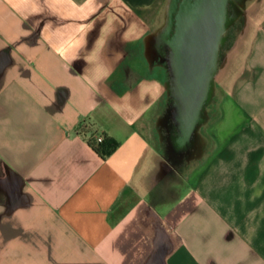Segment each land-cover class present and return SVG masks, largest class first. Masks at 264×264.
<instances>
[{
    "label": "crops",
    "instance_id": "1",
    "mask_svg": "<svg viewBox=\"0 0 264 264\" xmlns=\"http://www.w3.org/2000/svg\"><path fill=\"white\" fill-rule=\"evenodd\" d=\"M167 1L0 0V264H264V0L195 170L139 124Z\"/></svg>",
    "mask_w": 264,
    "mask_h": 264
},
{
    "label": "rangeland",
    "instance_id": "2",
    "mask_svg": "<svg viewBox=\"0 0 264 264\" xmlns=\"http://www.w3.org/2000/svg\"><path fill=\"white\" fill-rule=\"evenodd\" d=\"M262 1L263 0H244L241 4L240 0H230L227 27L230 25L231 29H228L229 31L225 34L229 35L230 40L227 44H222L221 46L209 95L202 105L199 121L194 128L192 138L186 145H181L178 140V128H176L177 125L173 117L174 111L172 105L174 98L171 96L172 89L171 81L169 79L170 74L166 68L164 56L160 55L158 52L156 53V51L159 50L157 42L158 33L155 31L151 33L150 47L148 50L150 66L152 67L154 66V63L158 64L159 62L162 64L165 78V92L162 101H160L157 106L150 109V111L143 116L139 124L152 141V145H154V147L151 148V150L155 152L154 161L156 160V157L162 153L171 162L182 164V170L184 164L189 168L192 165V170L203 167L206 154V143L215 141L213 137L217 135L221 118L223 117L221 110L224 105L223 103L226 102V91L223 79L229 66L226 62L227 57L229 61L232 55L237 54V45L241 44L243 36L248 31L249 25L252 22V13L255 8H258L261 5ZM174 2L177 3V0H174ZM169 7L170 0L167 1L164 8L163 20L165 24L167 21V15L169 16L167 11L169 10ZM232 28L234 32L232 31ZM179 146L181 149L178 148ZM210 151L211 149H209L208 152ZM185 159L187 162L183 163ZM189 161H191L190 164ZM181 172L182 174L185 173L184 171ZM173 179H181L180 182H182L185 177L182 176L180 179H178V176L171 177L170 180L166 182L165 188L167 190L168 187H173Z\"/></svg>",
    "mask_w": 264,
    "mask_h": 264
},
{
    "label": "water",
    "instance_id": "3",
    "mask_svg": "<svg viewBox=\"0 0 264 264\" xmlns=\"http://www.w3.org/2000/svg\"><path fill=\"white\" fill-rule=\"evenodd\" d=\"M179 0H177L178 3ZM177 3L170 0V21L165 24L157 34L160 55H165L163 44L171 30L174 11ZM230 0H205L202 6V15L196 22L197 31L187 33V40H192V46H186L187 54L192 50V62L187 60L181 66V89L179 105H172L173 117L178 128V140L181 145H186L192 138L194 128L199 121L201 108L209 95L214 73L217 66L218 51L222 40V33L227 27ZM188 6V5H187ZM187 6H185L187 8ZM172 44L171 41H169ZM170 66L173 69V59L170 58ZM171 94H174L173 78H171Z\"/></svg>",
    "mask_w": 264,
    "mask_h": 264
},
{
    "label": "flooded vegetation",
    "instance_id": "4",
    "mask_svg": "<svg viewBox=\"0 0 264 264\" xmlns=\"http://www.w3.org/2000/svg\"><path fill=\"white\" fill-rule=\"evenodd\" d=\"M205 0H179L176 9L174 11L173 23L171 30L169 31L166 40L163 44V51L165 57L166 68L170 74L169 79L173 78V104L176 106L179 105V98L182 93L181 89V66L189 60L192 62V50H189L190 56L187 54L188 50L186 46H192V40L188 41L187 33L191 34L192 39V30L197 31L198 27L196 22L200 16L202 15V6L204 5ZM188 5V6H187ZM187 6V8L185 7ZM234 25V24H233ZM197 29V30H196ZM231 26L226 27L222 33V40L220 42L219 51L222 44H227L229 42V35H225ZM232 31L234 32L233 28ZM233 40V39H232ZM172 44H170V42ZM172 56L173 59V69L170 66V58ZM172 82V81H171ZM165 83V81H164Z\"/></svg>",
    "mask_w": 264,
    "mask_h": 264
},
{
    "label": "trees",
    "instance_id": "5",
    "mask_svg": "<svg viewBox=\"0 0 264 264\" xmlns=\"http://www.w3.org/2000/svg\"><path fill=\"white\" fill-rule=\"evenodd\" d=\"M90 143L92 146L102 154V156H106L114 151V149L118 146V142L114 140L113 138H110L108 136H104L102 141H98L96 139H91Z\"/></svg>",
    "mask_w": 264,
    "mask_h": 264
},
{
    "label": "bare ground",
    "instance_id": "6",
    "mask_svg": "<svg viewBox=\"0 0 264 264\" xmlns=\"http://www.w3.org/2000/svg\"><path fill=\"white\" fill-rule=\"evenodd\" d=\"M236 1H238V0H236ZM241 2V4H242V1H244V0H240ZM170 10H171V5H170V7H169V10H167L168 11V13H169V16L167 15V21H166V24H168L169 23V21H170Z\"/></svg>",
    "mask_w": 264,
    "mask_h": 264
},
{
    "label": "built area",
    "instance_id": "7",
    "mask_svg": "<svg viewBox=\"0 0 264 264\" xmlns=\"http://www.w3.org/2000/svg\"><path fill=\"white\" fill-rule=\"evenodd\" d=\"M96 138H97L98 141H102L104 136L103 135H98Z\"/></svg>",
    "mask_w": 264,
    "mask_h": 264
}]
</instances>
